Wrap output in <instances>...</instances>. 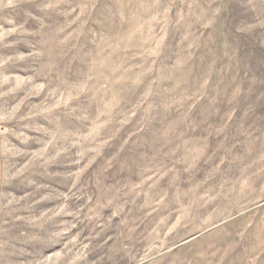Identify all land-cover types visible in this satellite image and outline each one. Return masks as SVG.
Instances as JSON below:
<instances>
[{"label":"clouds","instance_id":"9594fccd","mask_svg":"<svg viewBox=\"0 0 264 264\" xmlns=\"http://www.w3.org/2000/svg\"><path fill=\"white\" fill-rule=\"evenodd\" d=\"M0 264H264V0H0Z\"/></svg>","mask_w":264,"mask_h":264}]
</instances>
